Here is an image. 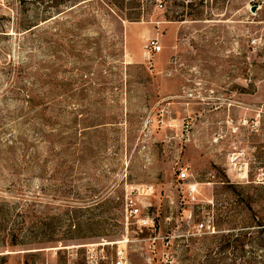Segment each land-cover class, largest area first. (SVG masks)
Listing matches in <instances>:
<instances>
[{
  "label": "rangeland",
  "instance_id": "obj_1",
  "mask_svg": "<svg viewBox=\"0 0 264 264\" xmlns=\"http://www.w3.org/2000/svg\"><path fill=\"white\" fill-rule=\"evenodd\" d=\"M53 3L0 0L6 264H264V0Z\"/></svg>",
  "mask_w": 264,
  "mask_h": 264
},
{
  "label": "trees",
  "instance_id": "obj_2",
  "mask_svg": "<svg viewBox=\"0 0 264 264\" xmlns=\"http://www.w3.org/2000/svg\"><path fill=\"white\" fill-rule=\"evenodd\" d=\"M55 4L52 6V8H57V6H62L67 9H70L74 6H77L85 1L89 0H53ZM40 18H35L33 21H29L28 25L23 28L25 31H30L33 28L37 27L39 25L38 21ZM0 216H2V220L4 223L12 222L14 226V233L12 235L13 239L12 241H20L21 233L26 230L27 220L29 219L28 211L22 210L19 206H14L11 209H5V205L0 210ZM22 219V220H20ZM260 227H263L264 225H259ZM18 243H14L11 246H17ZM7 256L9 255H3L0 254V264H6L7 262Z\"/></svg>",
  "mask_w": 264,
  "mask_h": 264
},
{
  "label": "built area",
  "instance_id": "obj_3",
  "mask_svg": "<svg viewBox=\"0 0 264 264\" xmlns=\"http://www.w3.org/2000/svg\"><path fill=\"white\" fill-rule=\"evenodd\" d=\"M148 47L150 53H153L155 55L159 54L162 51V46L156 40L150 41ZM181 178L182 179L187 178V174L185 172L181 173ZM137 212H138L137 210H133L134 214H136ZM201 227H203V225H201Z\"/></svg>",
  "mask_w": 264,
  "mask_h": 264
},
{
  "label": "water",
  "instance_id": "obj_4",
  "mask_svg": "<svg viewBox=\"0 0 264 264\" xmlns=\"http://www.w3.org/2000/svg\"><path fill=\"white\" fill-rule=\"evenodd\" d=\"M256 9H257V7H256V6H253V7L251 8V11H252V12H255Z\"/></svg>",
  "mask_w": 264,
  "mask_h": 264
}]
</instances>
